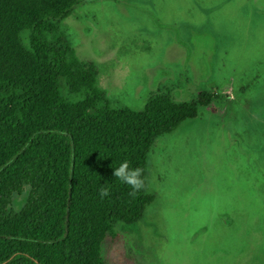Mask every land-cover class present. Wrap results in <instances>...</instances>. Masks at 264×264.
<instances>
[{
    "label": "rangeland",
    "instance_id": "1",
    "mask_svg": "<svg viewBox=\"0 0 264 264\" xmlns=\"http://www.w3.org/2000/svg\"><path fill=\"white\" fill-rule=\"evenodd\" d=\"M56 31L112 108L213 96L155 141L153 201L104 235L101 263L264 264V0H79Z\"/></svg>",
    "mask_w": 264,
    "mask_h": 264
},
{
    "label": "trees",
    "instance_id": "2",
    "mask_svg": "<svg viewBox=\"0 0 264 264\" xmlns=\"http://www.w3.org/2000/svg\"><path fill=\"white\" fill-rule=\"evenodd\" d=\"M78 1L0 0V264H102L104 235L138 222L153 201L145 186L130 195L114 169L127 160L145 181L155 141L213 97L157 93L140 110L112 108L56 31Z\"/></svg>",
    "mask_w": 264,
    "mask_h": 264
},
{
    "label": "clouds",
    "instance_id": "3",
    "mask_svg": "<svg viewBox=\"0 0 264 264\" xmlns=\"http://www.w3.org/2000/svg\"><path fill=\"white\" fill-rule=\"evenodd\" d=\"M143 169L139 167H131L130 162L125 160L119 167H116L113 171V176L120 182L127 184L131 188L130 195H134L145 186L143 179ZM99 195L101 199L109 197L111 195V189L109 186L101 185L99 189Z\"/></svg>",
    "mask_w": 264,
    "mask_h": 264
}]
</instances>
